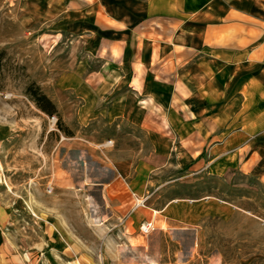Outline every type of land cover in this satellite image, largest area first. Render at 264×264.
<instances>
[{"label": "crops", "instance_id": "crops-1", "mask_svg": "<svg viewBox=\"0 0 264 264\" xmlns=\"http://www.w3.org/2000/svg\"><path fill=\"white\" fill-rule=\"evenodd\" d=\"M42 1L63 30L88 46L96 40L99 68L84 72L83 63L59 83L85 99L82 114L102 98L99 114L118 130L103 143L116 144L112 179L101 185L104 223L139 240L131 229L152 220L154 230L192 231L199 241L205 219L239 214L216 198L147 201L173 162L187 176L225 178L239 165L264 185V0ZM48 232L42 249L8 264H78L82 244Z\"/></svg>", "mask_w": 264, "mask_h": 264}, {"label": "rangeland", "instance_id": "rangeland-1", "mask_svg": "<svg viewBox=\"0 0 264 264\" xmlns=\"http://www.w3.org/2000/svg\"><path fill=\"white\" fill-rule=\"evenodd\" d=\"M48 9L42 0H0V264L42 249L48 231L82 244L78 264H264V185L239 165L228 178L187 176L174 162L158 174L164 186L149 205L216 198L240 208L231 220L205 219L199 241L192 231L140 227L134 240L104 223L101 185L112 179L116 144L103 143L118 130L99 114L102 98L82 114L85 99L59 83L83 63L84 72L99 68L96 40L85 45ZM31 85L61 103L57 113L37 105Z\"/></svg>", "mask_w": 264, "mask_h": 264}, {"label": "trees", "instance_id": "trees-1", "mask_svg": "<svg viewBox=\"0 0 264 264\" xmlns=\"http://www.w3.org/2000/svg\"><path fill=\"white\" fill-rule=\"evenodd\" d=\"M2 61V56L0 55V65ZM28 93L32 96L33 100L37 103V105L48 114H55L58 112L56 104L52 101V99L43 93L39 87L31 85L28 88Z\"/></svg>", "mask_w": 264, "mask_h": 264}, {"label": "built area", "instance_id": "built-area-1", "mask_svg": "<svg viewBox=\"0 0 264 264\" xmlns=\"http://www.w3.org/2000/svg\"><path fill=\"white\" fill-rule=\"evenodd\" d=\"M142 204H144V200H140L138 202V205H142ZM154 229H155V225H154V222L152 220H144L140 225V231L144 235H148V234L152 233V231H154Z\"/></svg>", "mask_w": 264, "mask_h": 264}]
</instances>
